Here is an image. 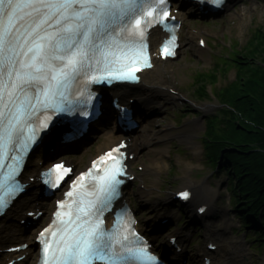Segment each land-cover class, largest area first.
I'll use <instances>...</instances> for the list:
<instances>
[{
	"label": "snow or ice",
	"instance_id": "1",
	"mask_svg": "<svg viewBox=\"0 0 264 264\" xmlns=\"http://www.w3.org/2000/svg\"><path fill=\"white\" fill-rule=\"evenodd\" d=\"M174 19L168 0H0V212L23 191L17 177L25 155L53 116L87 117L91 84L138 83L137 73L151 67L148 29L168 30ZM174 40L162 46V54H172L166 49ZM123 147L93 163L95 169L109 159L110 166L95 174L90 169L73 182L78 190L65 194L71 202H58L55 219L39 235L42 264H162L127 209L117 212L111 228L104 226L124 182ZM69 171L56 163L41 175L56 188ZM86 177L91 183H84Z\"/></svg>",
	"mask_w": 264,
	"mask_h": 264
},
{
	"label": "rangeland",
	"instance_id": "2",
	"mask_svg": "<svg viewBox=\"0 0 264 264\" xmlns=\"http://www.w3.org/2000/svg\"><path fill=\"white\" fill-rule=\"evenodd\" d=\"M178 1L180 2V0ZM178 1H175L176 7L179 6ZM181 18L183 19L182 46L178 56L175 59L161 63V65L168 67L169 70H174L173 73L167 75V78L175 86L177 93L182 95L181 100L178 101L172 97H166L163 101L161 100L162 113L160 112V116L146 121L139 131L145 127L148 130L150 123V129L162 133L167 126L171 125L175 133L190 130L191 138L190 140H182L174 137L166 145L144 146L132 160L131 168L135 170H139V167L148 163L149 157L154 156L153 152L155 150L159 148L164 150L160 161L159 173L145 178L146 186L151 189L154 188V192L148 198H145L148 200V204L141 205L144 198L139 194V191L143 184L139 179L140 182L137 181L135 185H130L127 190V197L131 198L140 221L142 220L146 224L147 222L154 224L153 219L157 215V211L154 212V208L158 200L166 198L172 200L175 192L186 186L185 183L188 178L206 181L211 184L210 187L212 189L218 191L217 207L219 211L217 216L213 219L208 217L206 221L204 220L198 226L196 220L192 221L196 208L192 205L190 206V204L181 207L174 201L170 209L158 207V211L162 209L160 212L163 215L162 219L168 215L174 219L172 227L168 229L169 232L167 234L170 235L178 229L186 230L189 239V252L193 256L192 263L202 264L198 255L200 250L206 246L208 228L205 225L221 226V222L226 221L233 226L229 237L242 240L252 256L249 264H264V242H259L261 238L258 233H255L254 229H247L242 224L239 215L233 207L235 196L233 190L236 189V185L239 182L238 179L231 183L229 173L223 166L224 161L219 160L216 166L209 159L205 146L207 121L219 116L221 110L229 106L227 102H223L216 97V94L218 95L219 91L232 82L236 74L233 66H224L221 70L220 66L217 65L221 64L225 58L229 59L233 50H244L257 31L260 29L264 31V0H235L229 6V11L216 18H200L186 9V11L181 12ZM199 34L203 35V39L206 40L208 45L202 55L198 52V49H200ZM258 43L260 45L256 53L252 54L253 50L249 49L251 51L250 54L248 51L247 58L243 59V82L246 81L249 75H253L254 71H251V69L256 70L257 67L264 69V43H261L260 40V42L255 43V46ZM231 46L233 47L229 48ZM211 73L217 80L205 81L206 96L199 97L198 88L201 80H198V77L200 74ZM139 131L134 134H138ZM103 138L102 135L100 139L77 154L62 155V157L67 162H71L75 166L76 171L84 169L88 165L89 160L99 153L98 146L103 142ZM115 142L117 143L118 140ZM58 158V156H54L46 161V165ZM222 163L223 165H221ZM138 173H142V171ZM43 201L48 202L47 204L52 210L54 199ZM48 218L49 216H44L40 225L36 228L38 229L47 223ZM32 237H34V234ZM164 242L166 243L167 240L159 239L155 244L157 246ZM36 259L37 254L34 251V258L30 259V261L28 260L26 264H34Z\"/></svg>",
	"mask_w": 264,
	"mask_h": 264
},
{
	"label": "bare ground",
	"instance_id": "3",
	"mask_svg": "<svg viewBox=\"0 0 264 264\" xmlns=\"http://www.w3.org/2000/svg\"><path fill=\"white\" fill-rule=\"evenodd\" d=\"M232 1V0H231ZM227 8V7H226ZM202 34V33H201ZM200 35V34H199ZM156 32L152 34V42L156 39ZM203 35H200L198 38H202ZM208 47V46H206ZM205 51L204 48L198 49L200 55ZM161 60L155 57L154 59V67L150 70H146L142 75V83L137 87H129L124 88L123 93L129 94L130 98H136L138 101L148 102L149 104H153L155 106L158 101H163L166 97H172L175 100H181L182 95L177 93V89L173 84L170 83V80L167 78V75L173 73L174 70H169L168 67L161 65ZM173 76V75H172ZM155 116H160V112L158 109L155 110ZM162 113V112H161ZM152 119V118H151ZM148 130L146 127L139 131L138 134L133 132L134 135L126 136L124 133L117 134L115 131L118 130L115 127H111L109 131L106 132L103 138V142H101L98 146L99 152L102 153L105 150L109 149L111 146L115 145L114 141L116 139H123L124 137H128V147L127 150L130 154L138 155V152L144 146H156L158 144L166 145L169 140L174 137H178L182 140H190L191 131L188 130L187 132H177L175 133L171 127V125L167 126L166 130L162 133H158L151 128V124L148 125ZM153 131V132H152ZM154 151V150H152ZM99 153V154H100ZM154 156L149 157V162L144 164L140 169L142 173H137L134 170H131L134 174H137V178L142 180L143 187L139 191V194L144 198L141 205L148 204L145 202V198H148L152 192H154V188H149L145 184V178L150 175H157L160 171V161L162 160V156L164 154L163 149L155 150ZM59 155L57 153L52 154ZM51 155V156H52ZM43 159H47L42 157L41 153H38V156L32 157L29 159L27 170L23 175V179L25 181H29L31 176H34V173L40 169V161ZM184 188H190L193 192L194 198L191 201L190 206H194L196 209L202 207L203 205L208 206V210L206 214H204L205 220L209 217L213 219L218 214V191L212 189L206 181L203 180H195L192 178L186 179ZM40 190L38 185V181H34L31 183L28 193L20 198L14 206L6 213L4 217L0 219V264H6L12 259L17 258L18 255L25 254V258L23 261L15 262L14 264H26L28 260L34 258V251H35V244L33 243L32 235L37 232V228L29 229L25 231V226L20 223L21 220L24 218V212L27 210H33L35 208H39L40 210H44L45 213L43 216L40 217V220L44 218V216H49L50 208L48 206V202H44L39 198L37 192ZM174 203L171 199H162L158 200L156 207L154 208V212L157 211V215L154 219L158 217L161 218L163 215L160 213L162 211H158V207L163 209H170ZM159 213V214H158ZM161 214V217H160ZM198 215V214H197ZM197 215L193 216V220L197 218ZM170 219V216L164 217L163 220ZM39 220V221H40ZM38 221V222H39ZM142 221V220H141ZM192 223V222H191ZM222 226L211 225V228L208 229V241L213 242L214 244L218 245V249L215 252L207 249L206 254L213 256V264H249L252 260V256L250 255L248 249L246 248L245 243L240 240L239 238L231 239L230 230L232 231L233 226L230 225L228 222L223 221L221 222ZM145 225L142 222V228ZM164 227L163 222H158L154 225V230L157 233H160V230ZM187 233L184 229H178L173 234V237L178 236L181 241H183V246H188V239ZM165 237V234L163 235ZM168 236V235H167ZM27 242L29 243V247L21 252V253H14L8 254L5 249L9 246L16 245L20 242ZM166 244H162L161 248H166Z\"/></svg>",
	"mask_w": 264,
	"mask_h": 264
},
{
	"label": "trees",
	"instance_id": "4",
	"mask_svg": "<svg viewBox=\"0 0 264 264\" xmlns=\"http://www.w3.org/2000/svg\"><path fill=\"white\" fill-rule=\"evenodd\" d=\"M264 43V31H257L242 51L234 50L228 58L217 66H233L235 79L219 91L216 97L227 102L219 116L207 121L205 146L209 159L218 165L219 160L228 171L230 181L238 179L234 189V205L245 224H253L247 218L248 213L264 218V69L257 67L246 81L244 78V62L248 53H256L255 43ZM249 51V52H248ZM248 52V53H247ZM233 63V65H231ZM216 71V70H213ZM198 96L205 97V81H216L211 74H200L198 80ZM233 87V90H232ZM223 115V117H221ZM222 118V119H221ZM264 240V230L256 231Z\"/></svg>",
	"mask_w": 264,
	"mask_h": 264
}]
</instances>
